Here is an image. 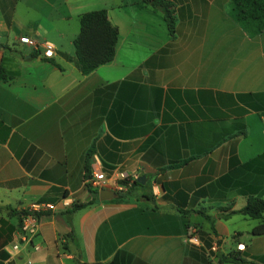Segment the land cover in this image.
Segmentation results:
<instances>
[{"label": "crops", "instance_id": "1", "mask_svg": "<svg viewBox=\"0 0 264 264\" xmlns=\"http://www.w3.org/2000/svg\"><path fill=\"white\" fill-rule=\"evenodd\" d=\"M168 1L174 34L144 0H0V264H264V212H239L264 199V31L232 0ZM99 9L116 54L84 73L74 39ZM94 169L146 179L102 200ZM32 201L57 208L13 251Z\"/></svg>", "mask_w": 264, "mask_h": 264}, {"label": "trees", "instance_id": "2", "mask_svg": "<svg viewBox=\"0 0 264 264\" xmlns=\"http://www.w3.org/2000/svg\"><path fill=\"white\" fill-rule=\"evenodd\" d=\"M164 13L172 34L176 31V11L168 0H144ZM230 12L234 19L251 35L264 31V0H232ZM119 30L112 24L106 9L85 12L80 17V32L74 39L76 59L84 73H89L102 64L112 61L116 54ZM133 185H141L136 180ZM82 205H75L81 207ZM239 212L261 218L264 199L254 198ZM253 233H264V222L253 229ZM79 264H103L82 262Z\"/></svg>", "mask_w": 264, "mask_h": 264}, {"label": "built area", "instance_id": "3", "mask_svg": "<svg viewBox=\"0 0 264 264\" xmlns=\"http://www.w3.org/2000/svg\"><path fill=\"white\" fill-rule=\"evenodd\" d=\"M20 42L29 45L34 51L42 53L48 58L52 57L56 52V45L49 40L22 36L20 37ZM136 180H138L136 174L118 171L111 175H107L102 170L94 169L91 175L88 176L86 184L90 190L96 192L105 189L114 190L115 192H125L133 186ZM62 205L68 206L70 202L64 199ZM56 208L57 205L54 203H41L38 201H32L23 208L21 224L17 234L18 239L13 244L12 250L18 251L23 242H30L38 232L41 214L45 211H54ZM213 249L216 250L217 248L214 247Z\"/></svg>", "mask_w": 264, "mask_h": 264}, {"label": "water", "instance_id": "4", "mask_svg": "<svg viewBox=\"0 0 264 264\" xmlns=\"http://www.w3.org/2000/svg\"><path fill=\"white\" fill-rule=\"evenodd\" d=\"M145 176H140V177H138V181L140 182V183H142V184H144L145 182ZM99 197H100V199H102V200H106V199H113V198H115L116 197V193L114 192V191H111V190H107V189H105V190H102V191H100L99 192Z\"/></svg>", "mask_w": 264, "mask_h": 264}]
</instances>
